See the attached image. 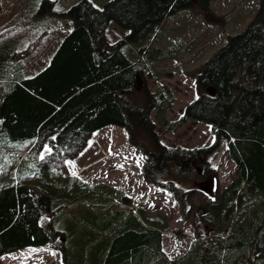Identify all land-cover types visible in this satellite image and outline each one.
Returning a JSON list of instances; mask_svg holds the SVG:
<instances>
[{
  "label": "trees",
  "instance_id": "trees-1",
  "mask_svg": "<svg viewBox=\"0 0 264 264\" xmlns=\"http://www.w3.org/2000/svg\"><path fill=\"white\" fill-rule=\"evenodd\" d=\"M212 1L107 0L100 7L78 0L62 13L72 18L71 29L32 75L24 72L19 39L0 33V264L3 255L30 246L61 249L64 264H264V0L247 26L203 63L196 73L198 96L178 118L166 115L175 100L167 85L155 91L137 85L156 56L144 54L163 20ZM111 21L129 30L117 41L106 37ZM153 109L172 131L190 119L211 124L215 143L226 137L235 161L230 183L215 198L204 197L193 247L164 263L165 217L129 209L126 197L105 183L57 172L95 131L123 126L148 155L146 179L168 188L184 209L195 190L182 183L207 176L213 146L163 144ZM45 145L52 152L41 160ZM17 166L25 169L18 179ZM202 223L213 231L204 233Z\"/></svg>",
  "mask_w": 264,
  "mask_h": 264
},
{
  "label": "rangeland",
  "instance_id": "rangeland-1",
  "mask_svg": "<svg viewBox=\"0 0 264 264\" xmlns=\"http://www.w3.org/2000/svg\"><path fill=\"white\" fill-rule=\"evenodd\" d=\"M77 1L0 0V33L12 34L19 39V56L24 60L27 75L46 65L62 37L71 29L72 18L62 13ZM92 1L102 7L107 0ZM260 1L213 0L209 6L196 3L166 17L148 43L149 50L144 55L156 56L138 77V88L146 86L155 91L160 85H167L175 100L166 110V115L173 120L178 118L186 105L198 96L196 73L203 63L226 42L230 34L247 26L255 16ZM128 31L111 21L106 28V37L117 41ZM144 55L139 52V57ZM150 116L155 121L159 140L165 145L183 148L213 146L211 153L207 154L210 168L207 176L199 175L194 181L182 183L186 189L195 190L194 200H189L184 209L168 188L146 179L144 163L148 155L123 126L112 124L97 131L89 139L88 146L75 158H66L61 165H57V172L63 177L72 176L76 181L90 185L105 183L126 197L129 209L142 207L148 214L165 217L168 227L163 232L167 255L161 260L164 263L180 257L193 247L197 239L195 222H202L206 209L204 197L215 198L230 183L235 161L228 152L229 140L226 137H219L218 144L215 143L217 133L211 124L190 119L172 131L157 121L154 109ZM141 136L142 133H138V138ZM145 146L150 148V142ZM67 161H72L73 165ZM202 162L195 161L200 172L204 170ZM21 170L25 171L20 166L15 167V178L25 173L19 172ZM198 191L204 195H199ZM79 204L71 216H77ZM202 228L207 234L213 231L203 223ZM2 261L3 264H64V256L59 248L37 246L2 256Z\"/></svg>",
  "mask_w": 264,
  "mask_h": 264
},
{
  "label": "crops",
  "instance_id": "crops-1",
  "mask_svg": "<svg viewBox=\"0 0 264 264\" xmlns=\"http://www.w3.org/2000/svg\"><path fill=\"white\" fill-rule=\"evenodd\" d=\"M109 24H110V23H109ZM48 62H49V61H48ZM48 62H47V63H48ZM47 63H46V64H47ZM25 67H26V66H25ZM43 67H44V66H43ZM43 67H42V68H43ZM42 68H41V69H42ZM38 71H39V70H38ZM25 74H26V73H25ZM26 75H27V74H26ZM110 125H112V124H110ZM108 126H109V125H107V126H105V127H103V128H106V127H108ZM103 128H101V129H103ZM101 129H99V130H97V131H100ZM97 131H95V132L91 135V137H90L89 139H91ZM89 141H90V140H89ZM89 141H88V142H89ZM86 146H88V143H87ZM86 146H85V147H86ZM85 147H84V148H85ZM43 149H44V147L40 148V155L43 154V155L45 156L47 153H44V152H43ZM74 158H75V157H74ZM30 247H33V246H30ZM36 247H37V246H36ZM40 247H42V246H40ZM25 248H28V247H25ZM19 250H20V249H19ZM16 251H18V250H16ZM13 252H15V251H13ZM13 252L7 253V254H5V255H3V256L10 255V254L13 253Z\"/></svg>",
  "mask_w": 264,
  "mask_h": 264
},
{
  "label": "snow or ice",
  "instance_id": "snow-or-ice-1",
  "mask_svg": "<svg viewBox=\"0 0 264 264\" xmlns=\"http://www.w3.org/2000/svg\"><path fill=\"white\" fill-rule=\"evenodd\" d=\"M53 139H55V137H53ZM43 152H44V153H48V154H50V153L52 152V148L49 147V146H47V145H45V146H44V149H43ZM44 158H45L44 155L41 154L40 159L43 160ZM66 163H68L69 165H73V162H72V161H67ZM72 174H73V175H76L75 172H73Z\"/></svg>",
  "mask_w": 264,
  "mask_h": 264
}]
</instances>
